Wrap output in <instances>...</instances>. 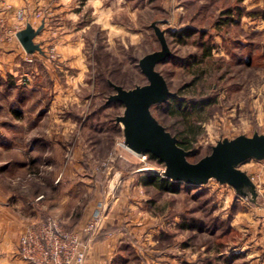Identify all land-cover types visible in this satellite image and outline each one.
<instances>
[{
	"label": "rangeland",
	"instance_id": "1",
	"mask_svg": "<svg viewBox=\"0 0 264 264\" xmlns=\"http://www.w3.org/2000/svg\"><path fill=\"white\" fill-rule=\"evenodd\" d=\"M7 1L0 11L12 22L0 18V39L18 41L13 32L26 27L17 19L19 11L34 29L43 26L34 38L41 52L20 67L26 74L21 87L0 89L2 201L12 205L17 198L42 197L50 208L18 241L47 220L74 232L97 214L100 228L118 195L110 190L114 179L130 187L140 175L160 177L163 164L144 161L123 146V127L116 121L123 106L106 105L114 94L111 85L131 90L147 84L138 62L160 50L155 28L170 50L155 70L174 97L153 106L151 114L190 152V163L223 140L264 135V0ZM183 30L189 32L179 34ZM239 169L248 175L254 198L215 180L183 184L173 195L146 192L153 204L130 209L128 227L158 232L128 231L126 241L134 247L126 256L129 264H198L200 259L199 264H248L243 253H232L240 238L233 224L237 216L238 224L244 220L245 208L264 206V158ZM188 218L198 223L193 231L166 229L168 221L180 227ZM228 228L233 235L223 238ZM167 232L176 233L174 261L167 253Z\"/></svg>",
	"mask_w": 264,
	"mask_h": 264
},
{
	"label": "water",
	"instance_id": "2",
	"mask_svg": "<svg viewBox=\"0 0 264 264\" xmlns=\"http://www.w3.org/2000/svg\"><path fill=\"white\" fill-rule=\"evenodd\" d=\"M42 28L43 26L34 29L27 24L25 29L16 34V39L27 54L41 52L40 46L34 43V38ZM154 30L160 50L146 55L138 62L147 84L131 90L111 85L114 94L106 101V105L119 104L124 108L123 114L116 119L123 127L124 146L139 155L156 158L164 165V178L173 182L202 186L210 180H215L234 188L236 193L244 198L248 194L254 198V188L247 174L241 171L239 166L251 159L264 158V135L223 140L212 147L208 156L196 163H190V152L181 148L177 139L152 116L153 106L164 104L174 97L162 75L155 70L157 65L168 60L170 50L164 33L157 28ZM116 183L114 179L112 190Z\"/></svg>",
	"mask_w": 264,
	"mask_h": 264
},
{
	"label": "crops",
	"instance_id": "3",
	"mask_svg": "<svg viewBox=\"0 0 264 264\" xmlns=\"http://www.w3.org/2000/svg\"><path fill=\"white\" fill-rule=\"evenodd\" d=\"M19 2L20 0H16V3ZM4 4L7 5L8 1L2 0L0 7ZM0 18L3 19L5 24L7 23L6 25L12 22L11 17L7 16L5 12L0 11ZM68 46L70 45L68 44ZM65 51L68 52L69 50ZM71 51L78 53L76 49ZM61 55L63 56L64 54L62 53ZM28 56L30 54H27L23 50L18 41H13L11 38L6 41H3L2 38L0 39V89L8 90L9 87L12 90H16L17 87H21V78L25 77L26 74L20 73V67L26 63ZM64 56L66 57L67 55L65 54ZM6 79L9 81L6 82ZM12 82L13 84H11ZM26 86L29 87L28 85ZM61 170V173H65L63 169ZM141 178L142 175L131 179L130 187H128V184L124 186L121 183H116L112 190L110 186L111 193H118L115 198H111L114 205L111 206V214L105 218L102 226L94 234L81 236V240L86 245L87 250L86 264H129V260L126 258V251L132 245L126 241L128 231H131L130 235L136 236L140 235L141 230L144 228H129L127 214L130 209L142 208V204L147 205L149 201L144 198V195L148 191L141 185ZM61 183H64V181L62 180ZM120 185L122 186L120 187ZM1 193L0 190V264H27L17 254L18 236L30 223L38 221L42 217L40 215L41 212L45 216L47 215L50 209L49 203L47 200L43 201L44 198L42 197L38 200L36 198L34 201L28 199V196L25 199L27 202L17 198L14 199V203H11L12 205H9L3 203ZM110 195L108 194L106 199ZM133 195H136V198ZM39 202L42 204L41 206ZM24 209L25 211L23 212ZM245 209L246 215H243L244 220L240 224L237 222L240 216H237V219L235 218L234 220L233 229L240 235V238L233 245L232 250L234 251L232 253H237V251L238 253H243L248 264H264V206L261 208L251 207ZM174 219L171 222H167L169 228L166 229L175 231L171 225L174 228H180L178 227V222L174 221ZM124 226L126 228H123ZM145 229H149L150 232L147 231L149 233L155 232V229L158 232V228ZM174 234L172 243L167 247V253L171 258L170 251L174 250L177 245L176 233ZM154 240L157 245L158 239ZM158 248H155L156 251ZM172 260L174 261L173 258Z\"/></svg>",
	"mask_w": 264,
	"mask_h": 264
},
{
	"label": "built area",
	"instance_id": "4",
	"mask_svg": "<svg viewBox=\"0 0 264 264\" xmlns=\"http://www.w3.org/2000/svg\"><path fill=\"white\" fill-rule=\"evenodd\" d=\"M17 19L26 25L31 23L29 19L25 20L23 12L20 11ZM0 26L2 27L1 22ZM18 31L13 32L14 37ZM50 51L53 54V49ZM26 62H32L31 58H26ZM137 156H141L144 161L149 159L148 155ZM164 170L165 168L159 172V176L162 178H164ZM100 222V216L93 215L74 232L62 229L55 221L47 220L44 223H39L30 227L20 236L17 246L18 254L27 264H86L87 250L81 236L94 234L98 230Z\"/></svg>",
	"mask_w": 264,
	"mask_h": 264
},
{
	"label": "trees",
	"instance_id": "5",
	"mask_svg": "<svg viewBox=\"0 0 264 264\" xmlns=\"http://www.w3.org/2000/svg\"><path fill=\"white\" fill-rule=\"evenodd\" d=\"M187 30H183L181 31L179 34H182V35H185L187 34ZM176 34V33H175ZM178 145L181 147L182 146V143L181 142H178ZM149 158L153 161H156L158 163H160L156 158L148 155ZM140 183L141 185L150 193L154 194V196H158V195H161L162 193L164 194H177L179 193L180 191V187L183 185V183H178V182H173L167 178H162V177H158V176H144L140 179ZM153 204V200H149L147 202V205H152ZM186 216V215H185ZM184 216V217H185ZM173 217V216H172ZM197 221L193 218H188L187 220V223L186 226L183 225V222L182 224L180 225V230H190V231H193V224H198L196 223ZM230 236V235H233V230H231L230 228L227 229V232L223 233L221 236L223 238H226L227 236ZM175 236L174 233L172 232H167L165 234V239L168 240V242L171 244L172 243V239L173 237ZM169 244V245H170ZM128 250L126 251V256L129 258L128 255H131L132 253L134 254L132 248L128 247L127 248ZM137 260H139V256H136ZM202 261V259H200L198 261V264Z\"/></svg>",
	"mask_w": 264,
	"mask_h": 264
},
{
	"label": "bare ground",
	"instance_id": "6",
	"mask_svg": "<svg viewBox=\"0 0 264 264\" xmlns=\"http://www.w3.org/2000/svg\"><path fill=\"white\" fill-rule=\"evenodd\" d=\"M125 148H126L128 151H130V152H132V153H134V154H137V153H135L134 151H132L131 149L127 148L126 146H125Z\"/></svg>",
	"mask_w": 264,
	"mask_h": 264
}]
</instances>
